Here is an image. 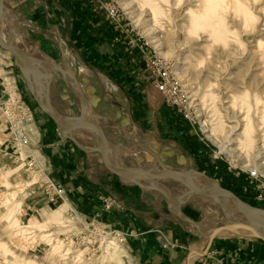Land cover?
<instances>
[{
    "label": "rangeland",
    "instance_id": "374dc122",
    "mask_svg": "<svg viewBox=\"0 0 264 264\" xmlns=\"http://www.w3.org/2000/svg\"><path fill=\"white\" fill-rule=\"evenodd\" d=\"M203 1L205 2V0H95L97 7L106 14L112 28L108 38L118 45H125L126 49H130L131 54L136 55V62L144 79V93L157 100H163L176 109L182 118L189 121L197 138L204 144L205 149H202L199 159L189 157L190 163L187 161L184 165H191L195 170L216 177L227 188L237 194H243L240 196L249 203L264 208V153H261L260 148L264 143L262 142V139L264 140V0H245L253 12V17H247L242 11L237 10L235 0H226L227 6L224 10L226 41L215 39L209 27L189 30V8L200 9L203 7ZM157 2L163 11L158 13L155 20L148 12ZM142 7L147 9L140 11ZM140 12L141 16L138 14ZM216 19L212 15L205 17L207 23H212ZM157 37L162 38L157 39ZM23 39L29 43L28 39V41L25 37ZM59 39L65 50H68L66 51L69 62L76 71L79 70L84 63L72 59L74 53L70 50L66 39L64 37ZM5 53L14 58L10 51L6 50ZM55 54L60 59V51H56ZM185 57L187 63H184ZM156 58L172 63L180 82V93L186 96L185 109L182 105L171 103L152 84L148 63ZM10 61L0 58V74L15 78L21 71L19 67L17 71L15 66L8 65ZM88 78V76L85 79L79 76L85 88ZM22 83L26 85L24 77ZM99 83L102 84L99 89L105 93L122 94L121 85L114 81ZM19 87L21 88L20 85ZM29 99L34 103V107L41 109L30 90ZM123 103L127 105L126 100ZM136 109L143 113L141 108ZM237 114L240 118L245 117L247 133H244L243 127L238 125L235 117ZM126 118L127 114L117 118L121 128L132 129L133 127L130 126L134 123L140 128L136 119L131 121L130 118H127L129 120ZM141 130L144 129L141 127ZM135 133L137 135L133 136L138 140L135 142L132 140L133 148L129 155L130 159L125 160L126 165L138 166L148 162L150 158L155 159L154 155L144 147H152L166 164L170 166L178 164L176 160L177 154L182 152L180 148L169 149L159 145L154 147L151 143L154 142L153 138L158 139L157 135L147 136L138 129H135ZM230 140L231 144H229ZM226 145L237 149L232 153L226 152L224 150ZM25 157L21 158L23 162L19 163L20 166L34 179L39 178L40 174L35 170V164L27 169L28 165L24 162L30 156L26 159ZM257 164L260 165L256 169L258 175L253 176L250 169H255ZM35 174L37 176H34ZM7 175L8 172L0 171V264H11L13 257L37 264H145L138 253L139 249L135 248L131 240V237H140L141 232L132 229L126 223H90L91 219L84 222L83 214L76 212L68 205V199L63 200L61 197L59 199L62 206L54 211L50 209L49 212H45L38 209L40 208L38 206L30 211H23L24 187L30 180L25 177L23 182H18L16 179L10 180ZM137 180L141 179L136 178L135 181ZM40 181L45 196L49 201H54L55 196H50L47 183L58 184V182L48 178L46 173L44 179ZM59 184L63 187L62 183ZM168 186L172 193L183 191L177 183H169ZM148 191L164 197L154 188ZM4 192L9 193L10 199L5 197ZM64 192L65 190L60 194ZM107 196L110 205L108 212L114 208L124 209L118 197L111 193ZM109 197L115 198L120 204L116 201L110 204ZM194 198L198 199L197 202L201 200L205 210L209 212L201 224L210 222L207 218H213L215 225L227 221L223 212L211 202L201 196ZM173 205L175 207V204ZM175 214L181 217L180 214ZM228 214L231 217L239 216L237 213L233 215L231 210ZM94 219H99V216ZM221 233L229 232L221 231ZM248 236L261 240L256 236ZM164 244V246L168 245V243ZM119 249L122 250L118 252ZM192 253L191 251L187 256L185 264H196L198 257L201 256L198 253L190 263L189 258Z\"/></svg>",
    "mask_w": 264,
    "mask_h": 264
},
{
    "label": "crops",
    "instance_id": "0c3cea01",
    "mask_svg": "<svg viewBox=\"0 0 264 264\" xmlns=\"http://www.w3.org/2000/svg\"><path fill=\"white\" fill-rule=\"evenodd\" d=\"M4 3L20 21L21 37L29 40L27 46L37 45L46 55L58 59L56 51H68L59 37L66 39L74 53L72 59L83 62L85 65H82L89 70L87 87H95V94L101 97L96 112L100 119L108 123L105 130L112 143L131 153V149L127 147L133 145L132 137L138 140L133 136L136 134L135 129H138L147 136L157 135V140L152 137L154 142L151 144L154 147L180 148L182 152L177 156L185 154L188 163L189 157L199 159L204 144L197 138L189 121L165 101L144 93V79L137 65L136 55L131 54L125 45H118L108 38L112 28L95 0H4ZM5 24L2 21V27L9 30ZM5 51L0 47V58L10 59L7 64L15 66L19 71L17 62ZM61 58L62 56L58 60ZM77 73L79 74L78 69ZM53 74V79L49 80L53 105L61 114L79 115L80 107L75 91L62 77L63 74ZM3 77L0 74V99L3 96ZM22 77L20 73L14 79L29 96V87L27 83H22ZM107 79L121 85L122 94L111 95L101 91L99 87L102 84L99 82L107 83ZM124 100L127 105L123 103ZM137 107L141 108L142 114ZM124 114L131 121L136 119L140 128L135 123L130 126L132 129L121 128L117 118ZM33 122L37 131L31 136L29 145L25 146L11 139L8 123L0 115V171L8 172L10 180L23 182L25 177L30 180L24 187L23 211H30L36 206L45 212L50 209L54 211L62 206L59 199L61 197L63 200L68 199V205L83 214L84 222L99 216L96 220L105 223H126L141 232L140 237H131V240L135 248L139 249L138 253L145 264H185L191 251L190 263L199 253L201 256L196 264H264V242L261 240L235 233L219 232L212 236L200 234L194 223L176 216L175 213H181L201 224L205 214H209L201 200L197 202L198 199L193 197L174 207L165 197L157 196L148 189L124 182L113 175L98 152H88L77 146L43 109L35 107ZM75 135L87 146L95 145V141L85 131H75ZM30 152L37 160L35 170L40 174L37 179L28 175L19 164L23 162L22 157L28 158ZM185 167L195 169L191 165ZM44 173L58 184L62 183L65 190L64 194L55 195L52 202L45 196L40 184ZM116 177L121 180L120 183ZM109 193L118 197L124 209L114 208L108 212L106 200L102 196ZM134 194H138L136 207L131 202ZM204 223L201 224L203 229L214 231L213 224ZM164 243L168 245L164 246Z\"/></svg>",
    "mask_w": 264,
    "mask_h": 264
},
{
    "label": "water",
    "instance_id": "95a60500",
    "mask_svg": "<svg viewBox=\"0 0 264 264\" xmlns=\"http://www.w3.org/2000/svg\"><path fill=\"white\" fill-rule=\"evenodd\" d=\"M4 8H6L4 0H0V47L12 53L36 102L55 124L62 131H65L64 135L66 137L70 138L77 146L85 151L98 152L106 168L124 182L138 184L144 189L154 188L170 203L180 205L194 196H201L211 202L227 218V221L222 222L220 225H215L216 222L213 218H207L210 222L214 223V231L203 229L199 221L189 219L179 213L181 217L194 223L200 234L212 236L221 230H227L229 233L256 236L264 242V218L255 214V210L264 212V208L249 203L245 198L225 187L216 177L199 170L185 167L184 164L187 163L185 154L178 155L176 160L178 164L176 166H170L161 159L156 151L144 147L145 150H148L155 156L156 162L148 161L138 166L125 168L115 164L110 154L112 141L105 130L108 123L104 119H100L96 112V106L101 97L95 94V87L85 88L82 86L79 80V74L69 62L68 55L64 50L61 49L62 58L58 60L50 55H46L37 45L32 47L27 46L21 37L22 26L20 21L15 18V21L12 23L10 17L4 13ZM11 13L13 14V12ZM3 19L9 30L2 27ZM49 65L63 69L64 72H62L64 75L62 77L69 83L78 97L80 107L79 115L67 116L61 114L55 108L50 98V81L48 82V92L44 98L40 97L33 88L32 78H36L37 76L44 77L46 73H49ZM89 106L91 107V111L88 109ZM78 130L85 131L95 141V145L89 147L85 142L80 141L75 135V131ZM132 139L136 141L134 137ZM139 177L145 178L147 183L143 184L135 181ZM157 178L179 184L182 187L181 189H184L183 197L171 193L167 188L154 182L153 179ZM196 180L213 184L225 197L221 198L216 196L208 187L201 185ZM230 207L234 208L243 219H231L228 217L225 210ZM237 229L241 231H236Z\"/></svg>",
    "mask_w": 264,
    "mask_h": 264
},
{
    "label": "bare ground",
    "instance_id": "6f19581e",
    "mask_svg": "<svg viewBox=\"0 0 264 264\" xmlns=\"http://www.w3.org/2000/svg\"><path fill=\"white\" fill-rule=\"evenodd\" d=\"M202 1V0H201ZM146 2V1H145ZM228 2V1H227ZM159 2H157V4H153V6H151L149 8V16L150 14L152 15V18H154L156 20V16L158 15L159 12H162L163 10L160 8V6L158 5ZM202 3V2H200ZM204 4L203 7H201L200 9H197V8H189V12L190 13V26H189V30L190 31H194V30H197L198 28H201V27H209L210 28V32H211V35L214 36L215 39H221V40H224L226 41V37H227V31H226V26H225V20H224V10L226 8V0H205V2L203 1ZM201 5V4H200ZM201 5V6H202ZM235 5H236V8L237 10L239 11H242L245 16H250V17H253V12L252 10L250 9V7L246 4L245 0H235ZM145 7V6H144ZM146 8L140 10V11H143V10H146ZM188 9V7H187ZM4 13L7 14L9 17H10V21L13 23L15 21V17L14 15L11 13V11H9L7 8H4ZM137 14V13H136ZM135 14V15H136ZM140 14L141 16V12L138 13ZM185 14V13H184ZM207 15H212L214 17H216L217 19L215 21H213L212 23H207V21L205 20V17H207ZM137 16V15H136ZM139 16V17H140ZM146 20V19H145ZM4 23L5 20L3 19L2 20ZM189 22V21H188ZM152 23V22H151ZM148 24V23H147ZM15 25V24H14ZM155 25V23H154ZM148 26V25H147ZM157 26V25H156ZM151 28V26L149 27ZM148 28V30H149ZM156 30V29H155ZM154 30V31H155ZM159 38H162V37H157V39ZM188 41V40H187ZM191 53V52H190ZM189 57V55H187ZM188 60L186 59V57L184 58V63H187ZM48 69H49V73H46L44 75V77L42 76H37L36 78L33 77L32 79V85H33V88L35 89V91L38 93V95L42 98H44L48 92V82L49 80L51 79L52 77V74L54 72H58L56 71L55 69L59 70L63 75H64V71L62 68L60 67H57V66H52V65H49L48 66ZM63 71V72H62ZM79 76L83 77L84 79L87 77V74L89 72L88 68L84 65L80 66L79 68ZM54 75V74H53ZM6 78V80L9 82V83H13L14 82V77L13 76H10V75H7L5 77H3V79ZM53 79V78H52ZM16 82V81H15ZM17 84V82H16ZM114 86V85H113ZM91 108V107H90ZM89 108V109H90ZM228 108V107H227ZM91 111V110H89ZM237 113V112H236ZM235 113V114H236ZM241 113V112H239ZM242 115V114H241ZM237 119L236 121L238 122V125L242 128V131L244 133H247V125L245 123V117L243 118H240L239 117V114H237L235 116ZM242 117V116H241ZM237 126V124H234ZM238 127V126H237ZM236 127V128H237ZM234 128V126L232 127V129ZM231 129V130H232ZM29 131H30V137H31V134L33 136V133L36 132V127H35V124L34 122L32 121L29 125ZM233 131V130H232ZM241 133V132H240ZM237 135V134H236ZM238 138L236 137V140ZM134 141V140H133ZM137 141V139H136ZM135 142V141H134ZM231 144V140L229 141ZM262 142H264V140L262 139ZM29 145V144H28ZM27 145V146H28ZM257 145V144H256ZM26 146V145H25ZM133 146H129L127 147V149H132ZM261 153H264V143H262L261 145ZM123 148H121L118 144H114V143H111V147H110V154H111V157H112V160L115 164L125 168V167H133V166H129V165H126L125 164V160L126 159H130L129 155L131 154L130 152H126V151H123L122 150ZM235 149H237V147H229L228 145L224 146V150L226 152H230L232 153V151H234ZM153 150V149H152ZM154 151V150H153ZM149 152V151H148ZM150 153V152H149ZM258 153H260V151H258ZM152 154V153H151ZM153 155V154H152ZM264 155V154H263ZM260 156V155H259ZM155 157V156H154ZM149 159V158H148ZM149 162H156L155 159H149ZM263 163V162H262ZM264 164V163H263ZM261 165V163H260ZM260 165H255V169H258L257 166H260ZM2 170V167L1 169ZM34 176H37V174H35ZM141 180H137L138 182H141L143 184H146L145 181H147L145 178L143 177H139ZM143 180V181H142ZM154 182L162 185L163 187L167 188L169 191H171V188L168 186V184L172 183V182H168V181H165V180H162V179H153ZM2 181V180H1ZM198 183H201V185L205 186V187H208V189H210L213 194H215L216 196L218 197H221V198H224V194L219 191L216 186H214L213 184H208L207 182H203V181H199V180H196ZM184 190V189H183ZM179 192V191H178ZM172 193V192H171ZM9 193L7 192H4V195L7 199H10V197L8 196ZM179 197H183V194H184V191H182L181 193H173ZM11 202V201H10ZM171 204H174V203H171ZM213 207V206H212ZM229 210L232 211V214L234 215L235 213H237L239 215V213L234 209V208H228L226 209V213L228 215V217H230L231 219H240L242 220L243 218L241 216H238L236 217L235 215L233 217H231L228 213H229ZM255 214L259 217H263L264 218V212L260 211V210H255ZM26 225V224H25ZM26 227V226H25ZM30 227V226H29ZM221 231H227V230H221ZM220 231V232H221ZM236 231H241L240 229H237ZM229 232V231H228ZM122 249H119L118 252H120ZM11 264H37V263H32V262H26L24 259L22 258H18V257H13L12 259V262Z\"/></svg>",
    "mask_w": 264,
    "mask_h": 264
},
{
    "label": "built area",
    "instance_id": "2783aa9c",
    "mask_svg": "<svg viewBox=\"0 0 264 264\" xmlns=\"http://www.w3.org/2000/svg\"><path fill=\"white\" fill-rule=\"evenodd\" d=\"M148 67L152 75V84L154 87L162 92L171 103L173 102L177 103L178 105H182L183 109H185L186 105L184 97L186 96L180 93V82L173 70L172 63L167 60L156 58L152 59L148 63ZM2 81L3 96L0 99V115L8 123L11 139L27 146L31 140L29 125L34 120L35 107L31 101L28 100V93L23 91L19 87L18 83L16 84L17 81L15 79L13 83H9L6 78H4ZM28 156H30V158L24 162L25 165H28L27 169L34 166L37 161L31 152ZM250 171L253 176L258 175V171L256 169H250ZM30 172H32V170H30ZM40 184H42V181ZM47 188L51 197L64 190L60 184H56L55 182L47 183ZM102 197L106 200L105 207L108 209L110 206L107 202L108 196L105 195ZM109 198L111 200L110 204L115 201L116 203L120 204L115 198ZM90 223L105 222L93 219L90 221Z\"/></svg>",
    "mask_w": 264,
    "mask_h": 264
},
{
    "label": "trees",
    "instance_id": "16d2710c",
    "mask_svg": "<svg viewBox=\"0 0 264 264\" xmlns=\"http://www.w3.org/2000/svg\"><path fill=\"white\" fill-rule=\"evenodd\" d=\"M115 179L118 181V183L121 182V180H120L118 177H116ZM137 196H138V194H134L133 197H132V200H131L132 205H133L134 207L137 206V204H136V198H137ZM124 197H126V194L124 195Z\"/></svg>",
    "mask_w": 264,
    "mask_h": 264
},
{
    "label": "flooded vegetation",
    "instance_id": "af4514ba",
    "mask_svg": "<svg viewBox=\"0 0 264 264\" xmlns=\"http://www.w3.org/2000/svg\"><path fill=\"white\" fill-rule=\"evenodd\" d=\"M226 187V186H225Z\"/></svg>",
    "mask_w": 264,
    "mask_h": 264
}]
</instances>
